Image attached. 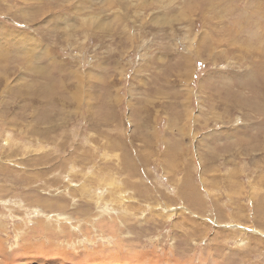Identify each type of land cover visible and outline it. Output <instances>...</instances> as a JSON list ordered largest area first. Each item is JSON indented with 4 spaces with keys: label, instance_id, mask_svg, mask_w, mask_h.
<instances>
[{
    "label": "rangeland",
    "instance_id": "obj_1",
    "mask_svg": "<svg viewBox=\"0 0 264 264\" xmlns=\"http://www.w3.org/2000/svg\"><path fill=\"white\" fill-rule=\"evenodd\" d=\"M0 264H264V0H0Z\"/></svg>",
    "mask_w": 264,
    "mask_h": 264
}]
</instances>
